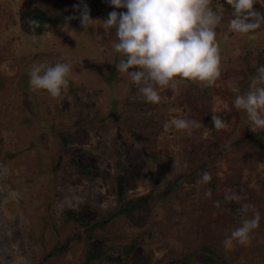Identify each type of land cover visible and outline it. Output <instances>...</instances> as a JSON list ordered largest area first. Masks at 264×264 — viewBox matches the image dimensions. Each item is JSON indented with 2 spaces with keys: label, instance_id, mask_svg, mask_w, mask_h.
I'll return each instance as SVG.
<instances>
[{
  "label": "rangeland",
  "instance_id": "374dc122",
  "mask_svg": "<svg viewBox=\"0 0 264 264\" xmlns=\"http://www.w3.org/2000/svg\"><path fill=\"white\" fill-rule=\"evenodd\" d=\"M33 5L53 19L35 39L20 22L22 8ZM85 6L96 20L86 28ZM211 7L222 14L216 29L220 79L212 87L186 82L176 90L158 88L161 103L151 104L117 72L115 30L103 27L110 12L126 9L110 0H0V264H83L84 243L53 250L83 228L73 215L93 224L118 209V175L126 199L161 195L173 184L153 202L143 227L122 215L94 229L90 249L116 258L103 256L95 264H168L204 245L230 264H264V130L253 132L247 114L234 107L264 65V26L234 33L228 28L232 7L220 0ZM255 8L264 13V0ZM56 62L70 63L72 78L68 92L52 98L30 86L28 73L33 64ZM206 102L225 128L210 123L191 135L164 129L173 119L197 120L191 116L204 113ZM60 130L69 138L66 146ZM223 137L229 140L220 146ZM76 147L83 149L77 159L94 175L72 165ZM205 172L209 183L200 182ZM231 194L261 213L247 246L226 243L241 225L240 203L225 200ZM208 254L191 264H211Z\"/></svg>",
  "mask_w": 264,
  "mask_h": 264
},
{
  "label": "clouds",
  "instance_id": "9594fccd",
  "mask_svg": "<svg viewBox=\"0 0 264 264\" xmlns=\"http://www.w3.org/2000/svg\"><path fill=\"white\" fill-rule=\"evenodd\" d=\"M226 2L234 10V18L228 22L230 31L249 34L264 26V13L255 8L257 0ZM110 4L127 10L112 11L103 21L106 31L115 30L112 47L121 55L117 72L131 79L146 102L161 103L158 88L176 90L181 85L186 86V82L212 87L220 79L222 57L216 29L222 14L213 10L212 0H110ZM95 21L85 6L81 12L82 26L90 27ZM26 22L33 39L36 29L50 27L31 18ZM28 74L33 89L46 90L52 98H59L69 90L72 65L64 62L33 64ZM234 107L247 114L253 132L264 130V65L257 68L249 89L235 97ZM215 113L213 111L212 115L214 128H225L228 123ZM170 127L191 135L201 123L177 118L165 122L164 129ZM211 179V173L205 172L200 182L209 183ZM206 195H211V191ZM225 200L240 203L241 213V225L231 232L226 243L249 245L253 231L260 224V211L255 205L241 203V197L235 194L226 195ZM216 205L219 206V202Z\"/></svg>",
  "mask_w": 264,
  "mask_h": 264
},
{
  "label": "trees",
  "instance_id": "16d2710c",
  "mask_svg": "<svg viewBox=\"0 0 264 264\" xmlns=\"http://www.w3.org/2000/svg\"><path fill=\"white\" fill-rule=\"evenodd\" d=\"M220 1L225 7H230V5L227 4L226 0H220ZM30 18L40 21L42 25L43 24H50L53 22V19L49 16L48 12L46 10L40 8L38 5L26 6V7L22 8L21 14H20V22H21L22 28L31 34H33V33L29 29V26L26 22ZM43 30H44V27L42 26L41 28L36 29L35 34H41ZM202 112L200 111V113H199V111L194 110L191 117L192 118L197 117V120L201 123V127H205L206 125H208L210 123L213 124L212 119H211L212 117H211V114L209 112V106L207 105V102L205 103L204 113H202ZM197 115H200V116L198 117ZM213 127H214V124H213ZM250 134H252V133H250ZM59 137L62 139V142L64 143L65 146L69 144L68 143L69 138L64 131L60 130ZM250 137H252V136L251 135L243 136L241 139L238 140L239 141L238 144H240V143L242 144L243 142L247 141V139ZM228 138L223 137L220 141V146L226 145V142H228V140H229ZM233 144H235V143H233ZM71 153H72L71 154L72 155V157H71L72 165L80 173L86 174V175H91V174L94 175L95 174L93 171L90 170L91 168L83 165L81 163V161H79L77 159L78 156H80V155L82 156V153H83L82 148H78V147L73 148ZM57 164H59V163H57ZM117 178H118V180H117L118 198L117 199H118V202L120 203L118 209H116V211L114 213H112L111 216L110 215L107 216V218L103 222L99 221V222H95L93 224H89V222H87L85 219L83 220V218L80 216L73 215L72 217L75 220H77L82 225L83 228L76 231V233H74L65 243H62L60 246L57 245L54 248L53 252L56 253L59 250H61L62 252L66 251L70 248V244L72 242L78 241V242L85 244V251L83 253V264H95L103 256L107 257L110 260L113 259L112 255L108 252L109 250L108 251L107 250L102 251V249H90V246L92 244V239L94 238L93 237L94 236V233H93L94 229L96 227L103 225L104 223L105 224L108 223V221L110 220V217L113 218V217H119L122 215L125 217H128V219L130 220V222L134 226L143 227L147 223V221L151 215V209H152L153 202H155L159 196L165 194V192L167 193V191L170 190V188L172 187V184H173V183H171L170 185L168 184L166 189H164V192L161 195L155 194V192H151L150 194H147V195H142V196L126 199V197L124 195L123 176L118 175ZM103 226H105V225H103ZM129 246L133 247V243H131V245H129ZM123 248H124L125 252L128 253V250H127L128 245L126 244V246ZM212 248L213 247L211 245L210 246L204 245L199 250L185 253V255H183L180 258L177 257L175 259L170 260L168 262V264H177V263L191 264L195 258L199 257L200 259H202V257L208 253H209L208 255L210 256V259L205 260V261L210 262L211 264H230L228 261L222 260V258L219 255H216L215 253H213ZM115 259H113V260H115Z\"/></svg>",
  "mask_w": 264,
  "mask_h": 264
}]
</instances>
